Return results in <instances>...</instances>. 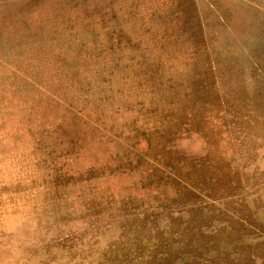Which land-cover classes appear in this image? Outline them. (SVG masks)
Here are the masks:
<instances>
[{
	"label": "rangeland",
	"instance_id": "obj_1",
	"mask_svg": "<svg viewBox=\"0 0 264 264\" xmlns=\"http://www.w3.org/2000/svg\"><path fill=\"white\" fill-rule=\"evenodd\" d=\"M0 264H264V0H0Z\"/></svg>",
	"mask_w": 264,
	"mask_h": 264
}]
</instances>
